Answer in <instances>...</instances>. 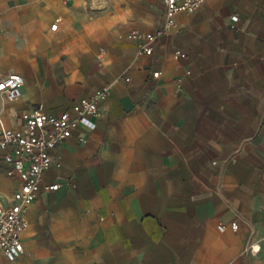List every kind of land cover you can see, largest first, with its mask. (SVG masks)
I'll return each instance as SVG.
<instances>
[{
    "label": "crops",
    "instance_id": "0c3cea01",
    "mask_svg": "<svg viewBox=\"0 0 264 264\" xmlns=\"http://www.w3.org/2000/svg\"><path fill=\"white\" fill-rule=\"evenodd\" d=\"M165 17L162 0H0V75L25 78L18 100L0 93V132L116 81L0 264H264V0H206L143 54L132 32ZM8 168L0 149L5 194Z\"/></svg>",
    "mask_w": 264,
    "mask_h": 264
},
{
    "label": "built area",
    "instance_id": "2783aa9c",
    "mask_svg": "<svg viewBox=\"0 0 264 264\" xmlns=\"http://www.w3.org/2000/svg\"><path fill=\"white\" fill-rule=\"evenodd\" d=\"M166 17L161 29L153 33L132 32L140 52L152 55L160 34L171 30L180 13H193L206 0H162ZM183 53L177 50L175 55ZM185 55V54H184ZM160 71L154 72L158 77ZM116 81L107 82L86 100L74 105L75 115L68 110L59 114L33 108L23 113V124L19 128L0 132V149L3 159L9 164L6 174L15 178L19 186L11 194L0 192V250L9 261H16L24 252V233L28 228V210L42 191L56 190L59 183H44V174L52 165L60 167L62 160L56 149L73 133L78 123L86 116L96 115L100 103L105 100ZM25 78L19 73L0 75V93L7 100H18L22 96ZM237 231L239 221L230 224ZM220 230L229 228L221 224ZM252 250H256L254 247Z\"/></svg>",
    "mask_w": 264,
    "mask_h": 264
}]
</instances>
